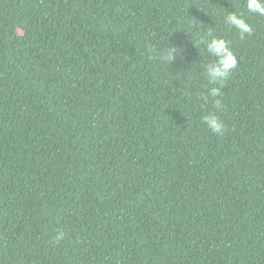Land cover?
<instances>
[{"label": "trees", "instance_id": "1", "mask_svg": "<svg viewBox=\"0 0 264 264\" xmlns=\"http://www.w3.org/2000/svg\"><path fill=\"white\" fill-rule=\"evenodd\" d=\"M250 2L0 0V264H264V13ZM213 37L238 59L223 135L202 121Z\"/></svg>", "mask_w": 264, "mask_h": 264}, {"label": "clouds", "instance_id": "2", "mask_svg": "<svg viewBox=\"0 0 264 264\" xmlns=\"http://www.w3.org/2000/svg\"><path fill=\"white\" fill-rule=\"evenodd\" d=\"M249 8L253 11H260L264 13V8H261L256 0H251ZM227 23L236 28L243 35L251 31L250 26L245 22L243 18H238L235 14H229L227 16ZM177 48V47H175ZM175 48L164 51L160 58L167 62L172 63L178 57L181 56V49L177 53ZM206 53L211 58L210 61L204 65L203 75L206 78L208 84L213 85L208 89V93L202 98L205 102L212 99L214 101V107L216 111H209L203 117L202 121L204 125L214 134L223 135L226 130L225 124L217 114L222 108L221 88L223 83L228 80L233 71L237 68L238 59L235 52L229 46L228 41L223 38L213 37L206 44ZM64 237V233L58 232L52 237L51 242L58 244Z\"/></svg>", "mask_w": 264, "mask_h": 264}]
</instances>
